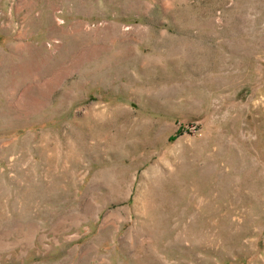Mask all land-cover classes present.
<instances>
[{"label": "rangeland", "instance_id": "374dc122", "mask_svg": "<svg viewBox=\"0 0 264 264\" xmlns=\"http://www.w3.org/2000/svg\"><path fill=\"white\" fill-rule=\"evenodd\" d=\"M0 264H264V0H0Z\"/></svg>", "mask_w": 264, "mask_h": 264}]
</instances>
